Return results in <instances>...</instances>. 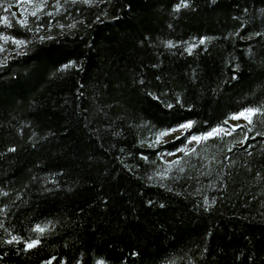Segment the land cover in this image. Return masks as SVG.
<instances>
[{
    "label": "trees",
    "instance_id": "obj_1",
    "mask_svg": "<svg viewBox=\"0 0 264 264\" xmlns=\"http://www.w3.org/2000/svg\"><path fill=\"white\" fill-rule=\"evenodd\" d=\"M180 2L0 4V264H264V0Z\"/></svg>",
    "mask_w": 264,
    "mask_h": 264
},
{
    "label": "snow or ice",
    "instance_id": "obj_2",
    "mask_svg": "<svg viewBox=\"0 0 264 264\" xmlns=\"http://www.w3.org/2000/svg\"><path fill=\"white\" fill-rule=\"evenodd\" d=\"M15 2L17 4H21L24 2V0H15ZM73 2H75V0H73ZM84 3H90L92 2V0H83ZM5 3V0H0V4ZM27 3L31 4L34 3V0H27ZM188 6V0H181L180 3L174 5V9L178 10L181 7H187ZM44 7V4L41 3L39 5V8ZM11 8V4H5V10ZM12 15L14 16L15 13H12ZM32 15H37V12H33ZM18 23L21 24H27V21L24 19H18L17 21ZM0 23L5 24L8 27H11V22L8 18V16H0ZM74 25H69L68 27H73ZM0 38L4 39V40H11L13 43L17 44V45H21L26 43V41L17 39L14 36H8L5 35L4 33H0ZM206 39H211L209 37H199V40L201 43H203ZM167 44L171 45L172 41H167ZM194 47V45H190L189 46V51L191 50V48ZM3 50V45H0V51ZM78 67V65H76V62L74 60H69L66 64H62L61 65V69L67 70L70 67ZM235 78V76L233 77ZM149 95H151V93H149ZM179 102V100H178ZM168 108H172L173 105L172 104H168L167 105ZM256 115H264V106H248V107H243L241 108L238 112H233L229 114V117L233 120H239L241 118L247 120L249 123H252L253 117ZM194 121L192 120H187L184 121L183 123H179L177 124L174 128H168V129H164L158 133H156V141L159 142L161 140L162 137H164L167 133L170 132H175L177 129L182 130V135L184 131H188L190 129L193 128L194 125ZM227 123V119L223 122H221L220 124H217L215 127L209 129L207 132H200V133H191L190 135H188L187 139L188 141H195L196 143H199L201 140H207L210 137L213 136H217L220 133H222L224 131V127L223 125ZM240 125L239 124H234L232 125V129L235 130L236 128H239ZM229 135H231V132L228 133ZM182 150H187L189 152L193 151V149L191 148H187L186 145H182L180 149H177V151H182ZM10 151H15V147L13 146V148L10 149ZM180 160V158L178 157L177 160L175 161H166V163H171V164H175L178 163ZM158 176H166L167 172H157L156 173ZM149 203H152L151 201H149ZM50 223V222H49ZM47 226H41L40 224H36L34 225V231L40 233L41 235L44 233L45 228ZM22 237L20 236H13L12 237V241H17V240H21ZM11 242V241H9ZM25 248L27 249H31L36 247L37 245H39L41 243V239L39 237H37L36 239H31V240H25ZM45 264H47V262H45ZM96 264H104V262L102 260H97Z\"/></svg>",
    "mask_w": 264,
    "mask_h": 264
},
{
    "label": "rangeland",
    "instance_id": "obj_3",
    "mask_svg": "<svg viewBox=\"0 0 264 264\" xmlns=\"http://www.w3.org/2000/svg\"><path fill=\"white\" fill-rule=\"evenodd\" d=\"M24 1H27V0H24ZM37 1H41V0H37ZM36 7V6H35ZM230 124H232V125H234V124H248L249 122L247 121V120H245V119H243V118H241V119H239V120H233V119H230L229 121H228ZM229 132V128L228 127H224V131L222 132V133H228ZM181 133H182V130H180V129H177L175 132H170V133H167L164 137H162L161 138V140L159 141V142H157L156 140H155V143H161V142H165V141H167V140H170V139H174V138H176V137H178V136H180L181 135ZM222 133H220V134H222ZM195 144H196V142L195 141H188L187 142V144H186V146H187V148H193V147H195ZM187 150H182V151H178V152H176V155L174 154H172V155H165L164 156V160H166V161H172V160H174L177 156L179 157V156H181L183 153H185Z\"/></svg>",
    "mask_w": 264,
    "mask_h": 264
},
{
    "label": "water",
    "instance_id": "obj_4",
    "mask_svg": "<svg viewBox=\"0 0 264 264\" xmlns=\"http://www.w3.org/2000/svg\"><path fill=\"white\" fill-rule=\"evenodd\" d=\"M237 129V128H236Z\"/></svg>",
    "mask_w": 264,
    "mask_h": 264
}]
</instances>
